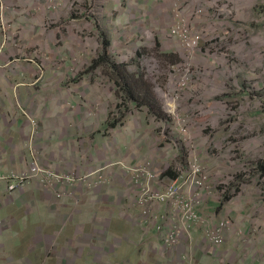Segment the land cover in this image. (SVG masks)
Returning <instances> with one entry per match:
<instances>
[{"label": "crops", "instance_id": "obj_1", "mask_svg": "<svg viewBox=\"0 0 264 264\" xmlns=\"http://www.w3.org/2000/svg\"><path fill=\"white\" fill-rule=\"evenodd\" d=\"M13 1L17 0H0L7 18V8L13 6L7 2ZM64 1L70 0H37L34 8L43 14L30 18L27 12L24 19L46 23L54 11L61 9L53 2ZM109 15L115 19L113 13ZM7 34L18 32L12 29ZM3 38L0 39V63L15 57V49L22 40L20 36L4 44ZM37 38L40 48L65 47L57 35L46 30ZM110 44L98 42L90 48L95 53L93 56L85 53L80 58L79 62L89 63L90 73L77 75V53L72 58L66 57V69L55 66L51 60L42 74L17 69L0 73V176L20 173L33 163L74 176L77 172L85 175L97 166L111 164L101 180L93 175L94 183L100 180L101 184L94 190L79 186L78 197L77 184L62 188L66 195L57 199L35 181L9 194L2 180L0 264H264V253H260L264 236L257 248L254 243L247 248L235 233H229L220 254L210 256L204 229L195 228L189 248L171 252L163 248L153 225L139 216L141 209H131L137 188L129 184V168L148 158L149 152L155 149L150 134L146 133L148 126L141 124L145 117L136 125L133 136L123 132L128 125L129 111L121 124L109 126L107 123L109 111L114 107L120 111L117 100L132 106L136 113L145 109L137 98L125 100L122 93L121 99L115 100L113 90L107 88L120 89L121 77L118 85L110 64L124 63L119 59L123 52L117 55L120 49L112 41ZM77 45L81 47L74 42L68 48L74 49ZM59 53V50L55 52ZM103 57L106 61L98 65ZM138 70L142 74L138 67L134 72ZM83 85L88 88L83 89ZM77 111L85 114L86 122H77L82 118ZM139 129L140 133L136 134ZM174 152L173 146L164 144L154 158L160 159L158 171H164L163 184L177 180L184 185L185 178H179L174 172L177 165V161L172 162ZM162 183L156 187L163 189ZM166 210L162 206L160 215ZM200 210L214 224L228 216L236 229L249 234L255 232L254 238L258 235L259 239V231L253 230L258 219L252 214L251 205L242 208L237 199L225 203L214 200Z\"/></svg>", "mask_w": 264, "mask_h": 264}, {"label": "rangeland", "instance_id": "obj_2", "mask_svg": "<svg viewBox=\"0 0 264 264\" xmlns=\"http://www.w3.org/2000/svg\"><path fill=\"white\" fill-rule=\"evenodd\" d=\"M36 2H7L13 3L7 8L8 18L0 7V39L12 29L18 32L13 40L22 36L15 57L0 63V73L17 69L42 74L51 60L55 66L66 69L65 59L68 55L72 58L73 53H77V75L90 73L89 63L79 62L80 58L85 53L93 56L90 48L94 44L112 41L120 49L117 55L123 52L119 59L128 63L129 70L137 63L143 66L144 79L151 84L165 116L153 113L146 105L137 113L132 106H126L124 111L114 107L107 114V123L128 110L130 118L123 132L133 136L136 125L145 117L141 124L148 126L146 133L150 134L155 149L148 156H155L164 144L176 149L178 155L174 152L172 162H180L179 154L189 157L191 150L199 154L209 163L211 181L216 187L236 188L239 207L251 205L252 214L258 219L254 228L259 231V239L257 235L253 241L257 248L264 236V0H70L53 2L61 9L54 11L46 23L24 19L27 12L30 18L43 14L34 8ZM109 13L114 14V20ZM178 18L189 23L191 29H205L203 49L196 55H184L183 43L172 37L171 30L180 24H175ZM138 29L142 32L137 35ZM44 30L57 35L65 47L40 48L37 35ZM74 42L81 47L69 49ZM142 48L144 52L139 55ZM157 48L171 52L161 55ZM57 50L61 55L55 54ZM135 58L139 60L132 67ZM174 74L177 82H187L185 88L176 87L187 103L185 111L176 113V121L188 129L189 145L183 144L181 127L175 126L164 111L161 97L154 90L156 84L166 85L168 77ZM87 88L83 85V89ZM107 88L113 90L115 100L120 97L117 88ZM116 104L123 102L117 100ZM78 114L82 118L77 122H86L85 114L77 111ZM161 121L167 122L168 127ZM69 177V183L77 184L78 197V187L85 188L88 178L79 172ZM260 253H264V247Z\"/></svg>", "mask_w": 264, "mask_h": 264}, {"label": "built area", "instance_id": "obj_3", "mask_svg": "<svg viewBox=\"0 0 264 264\" xmlns=\"http://www.w3.org/2000/svg\"><path fill=\"white\" fill-rule=\"evenodd\" d=\"M177 23L180 24L171 30L172 37L179 39L183 43L181 49L184 51V55L188 53L196 55L197 52L203 49L205 29H191V25L180 18L176 19L175 24ZM136 26L137 24H135V28ZM135 31L137 35L142 32L140 29ZM15 36L6 33L3 43L7 44L8 40H13ZM160 48L162 49V47ZM166 52L169 53L171 50H166ZM181 58L180 55V60ZM138 64L131 70L136 71L137 67L141 66L140 70L145 76V69L142 65L139 66ZM172 68L176 69V65H173ZM177 79L176 74L171 75L168 77L166 85L156 84L154 90L161 97L164 111L173 119V122L175 121V126L181 127L179 133L183 137V144L189 145L191 135L189 136L188 129L182 128L184 124L176 121V113L181 110L185 111L184 106L187 105L181 94L176 91V87L185 88L187 87V82H177ZM161 123L165 128L168 127L167 122L161 121ZM154 157L148 156L142 162L134 164V166L129 168V184L137 188V196L131 204V209H141L139 216L146 218L149 224L153 225L163 248L171 252L173 250L180 251L181 248L185 249V247L189 248L195 228L204 229L206 244L210 245L208 249L210 256L220 254V249L226 243L229 233H235L237 239L247 248L254 243L255 232L249 234L236 229L233 219L228 216L223 218L218 224H214L211 220L203 217L200 208L204 204H208L214 200L222 203L226 200L234 201L238 195L236 188H226L224 185L221 188L215 186L214 181H211L210 165L199 154L191 150L189 157L180 156L179 160L182 164L177 162V165L175 164L174 166V172L177 173L179 178H185L184 185L179 184L177 180L163 184L161 178L164 171H158L160 159ZM108 167H111V164L97 166L93 171L85 174L88 178L85 181V185L89 189L100 185V180L103 178L104 171ZM93 175L100 180L94 183L92 180ZM69 176L74 175L60 174L52 169L33 163L27 170L3 177L1 180L6 181L7 192L9 194L22 189V186L27 181H37L42 190L52 192L57 199H60L63 194L61 189L72 185L69 183ZM160 182L163 184V189L156 187V184L159 185ZM162 206L167 210L165 211L166 214L160 215L161 212L159 211Z\"/></svg>", "mask_w": 264, "mask_h": 264}, {"label": "trees", "instance_id": "obj_4", "mask_svg": "<svg viewBox=\"0 0 264 264\" xmlns=\"http://www.w3.org/2000/svg\"><path fill=\"white\" fill-rule=\"evenodd\" d=\"M106 42H107V46L111 45L109 40H107ZM157 51L161 53V55L163 52H166V51H162L160 48H157ZM143 52H144V49L139 55H141ZM105 61H106V58L104 57L100 58L98 61V65L102 64ZM136 62L138 61L135 58L134 64H136ZM110 65L112 69L115 70L116 72V74H114L113 76H116L114 78V81L118 85H120L119 78L121 77L120 79L122 80V82H121L119 92H121L122 94L124 93L123 99L129 100V99L137 98V101H139L141 105L143 106L146 105L147 107H150L153 113H156L157 115L161 117L165 116L164 113L162 112L161 107L158 104L156 96L154 95V91L152 90L151 84L147 80L143 79L144 77L143 72L141 74L139 70L137 72L129 70L128 63H125V62L119 66H117L116 64H112V63ZM123 83L124 85H122ZM126 106L127 104L123 103V104L118 105V108H120V111H124ZM127 112L128 110L126 111V113ZM126 113L123 112L120 118H117V120H115L114 122H109L108 125L111 126V125L121 124L124 118L126 117ZM169 176L176 177L175 174L174 175L169 174Z\"/></svg>", "mask_w": 264, "mask_h": 264}, {"label": "clouds", "instance_id": "obj_5", "mask_svg": "<svg viewBox=\"0 0 264 264\" xmlns=\"http://www.w3.org/2000/svg\"><path fill=\"white\" fill-rule=\"evenodd\" d=\"M104 41H107V39L106 40H104ZM110 41V40H109ZM111 42V41H110Z\"/></svg>", "mask_w": 264, "mask_h": 264}]
</instances>
